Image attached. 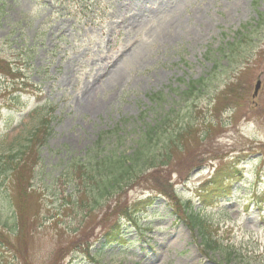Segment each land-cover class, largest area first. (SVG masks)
Masks as SVG:
<instances>
[{"label": "rangeland", "instance_id": "rangeland-1", "mask_svg": "<svg viewBox=\"0 0 264 264\" xmlns=\"http://www.w3.org/2000/svg\"><path fill=\"white\" fill-rule=\"evenodd\" d=\"M0 60L12 69L0 72V152L18 151L54 110L18 234L19 188L0 176V264H264V0H0ZM170 112L174 130L196 126L164 173L182 217L137 187L121 203L155 198L141 219L99 213L80 235L71 161L117 129L130 153ZM120 219L125 245L103 247Z\"/></svg>", "mask_w": 264, "mask_h": 264}, {"label": "trees", "instance_id": "trees-1", "mask_svg": "<svg viewBox=\"0 0 264 264\" xmlns=\"http://www.w3.org/2000/svg\"><path fill=\"white\" fill-rule=\"evenodd\" d=\"M11 71L10 65L0 60V72L11 73ZM207 83V80L192 83L186 95L204 90ZM45 113L47 114L40 116V121L31 131L27 143L18 151L0 152V176L8 175L16 188H19L14 234H18L22 229L20 223L26 216L24 199L26 195L33 192L35 169L41 160V150L51 135L50 125L54 110L49 109ZM171 117L170 112L161 122L153 121L146 124L141 129L135 141V148L130 153L121 150L120 141L123 137L120 135L121 129H117L102 133L84 157L71 161L69 167L72 173L69 179L76 185L77 196L74 201L72 199L68 201L67 206L83 219L80 235L86 231L92 216L99 213H103L106 220L115 217L118 219L123 215L133 222L141 219L138 217L141 207L153 205L155 198L149 197L132 205L121 203L123 196L137 187H146L157 196L165 197L173 202L172 205L170 204L171 211L179 213L182 217L181 204L172 186L167 185V175L164 173L176 159V154L181 155L184 151V144L193 137L192 133L196 126L187 123L176 131L171 126L173 121ZM187 160L189 158L183 159V163ZM195 167L196 165L193 166ZM224 192L223 189H217L211 194H217L220 197ZM211 196L209 194L208 197ZM186 222L192 231L196 228L200 232L206 244L205 248L210 247L211 240L206 232L208 226L202 221L201 216L191 213ZM112 225L103 236L104 245L113 242H119L122 245L124 240L120 238L118 240L119 220ZM0 237L4 238L1 234ZM83 241V236L77 240V243L82 246L81 249L84 246ZM85 245L86 257L92 259L88 254L92 244Z\"/></svg>", "mask_w": 264, "mask_h": 264}, {"label": "water", "instance_id": "water-1", "mask_svg": "<svg viewBox=\"0 0 264 264\" xmlns=\"http://www.w3.org/2000/svg\"><path fill=\"white\" fill-rule=\"evenodd\" d=\"M260 86H261V83L258 82L257 85H256V88H255V89H256V94H258V92H259V90H260V89H259Z\"/></svg>", "mask_w": 264, "mask_h": 264}, {"label": "bare ground", "instance_id": "bare-ground-1", "mask_svg": "<svg viewBox=\"0 0 264 264\" xmlns=\"http://www.w3.org/2000/svg\"><path fill=\"white\" fill-rule=\"evenodd\" d=\"M93 93V91L92 92H90V94H92Z\"/></svg>", "mask_w": 264, "mask_h": 264}]
</instances>
